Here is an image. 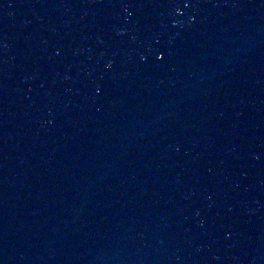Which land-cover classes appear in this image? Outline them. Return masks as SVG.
Returning <instances> with one entry per match:
<instances>
[{"label":"water","instance_id":"obj_1","mask_svg":"<svg viewBox=\"0 0 264 264\" xmlns=\"http://www.w3.org/2000/svg\"><path fill=\"white\" fill-rule=\"evenodd\" d=\"M0 264H264V0H0Z\"/></svg>","mask_w":264,"mask_h":264}]
</instances>
